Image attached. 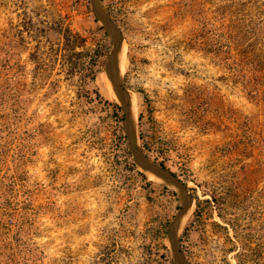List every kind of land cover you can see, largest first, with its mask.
<instances>
[{"label": "rangeland", "instance_id": "rangeland-1", "mask_svg": "<svg viewBox=\"0 0 264 264\" xmlns=\"http://www.w3.org/2000/svg\"><path fill=\"white\" fill-rule=\"evenodd\" d=\"M101 6L134 141L192 200L184 264H264V0ZM240 24L245 53L221 55L222 26ZM112 46L90 0H0V264H183L179 197L125 155L104 103ZM234 60L261 71L255 94Z\"/></svg>", "mask_w": 264, "mask_h": 264}, {"label": "water", "instance_id": "water-1", "mask_svg": "<svg viewBox=\"0 0 264 264\" xmlns=\"http://www.w3.org/2000/svg\"><path fill=\"white\" fill-rule=\"evenodd\" d=\"M91 8L95 16L99 19L102 24L108 25L114 30L115 35L112 37V49L108 55L107 62L105 67L108 69V73L110 75V80L113 89L116 92L118 104L121 108V111L124 115V119L122 122L123 131L127 139V146L132 155V158L135 164L140 167L143 166L145 169L151 171L156 174L162 181V183L166 186L172 188L179 197L181 210L176 215L175 221L171 223L170 227L183 215L186 208H188L191 198L188 195V191L186 189V184L182 183L175 175L167 170L166 168H162L157 163L150 160L146 157L143 152L139 149L138 145L134 143L133 140V130H132V120L129 113V106L126 99V91L121 86L120 77L118 76V72L115 66V55L120 44V38L118 29L115 27L113 22L111 21L108 13L101 6L100 0H90ZM170 236V244L172 247L173 255L175 257H179L183 262V256L179 251V247L176 241L171 240Z\"/></svg>", "mask_w": 264, "mask_h": 264}, {"label": "trees", "instance_id": "trees-1", "mask_svg": "<svg viewBox=\"0 0 264 264\" xmlns=\"http://www.w3.org/2000/svg\"><path fill=\"white\" fill-rule=\"evenodd\" d=\"M100 1L103 2L104 0H100ZM99 28L101 31H103V28L101 26H99ZM228 28H230V26H225V27L222 26V29H224L222 33V41L217 46L218 47L217 50L223 56L227 55L230 57L234 53L235 55H240L241 57L245 53L247 46H249V44H246L244 42V39H246L245 36L248 34L249 31H247L248 30L247 28L245 30V27L242 26L241 24L238 25L236 28L232 27L230 30ZM103 33L105 37H107L104 31ZM224 59H227V58H224ZM245 60L247 59L245 58ZM243 61L234 60V63H235L234 65L236 66L234 67V70H237V74H238L236 78H238L241 81L243 88L247 92V94L253 95L256 93L257 84L261 81L263 76L261 77L260 75L261 71L256 70L254 68L251 69L254 73L250 74L249 76L246 74V70L241 71L242 66H239V65ZM104 103L110 106L112 114H113L112 117L114 118V121L117 123L119 131H121L120 123L123 121L124 116L122 115L120 106L114 102L111 103L107 100H105ZM124 138H125L124 135H122L121 139H124ZM124 152L128 158L131 157V153L126 147H125ZM131 164H132V160H131ZM158 165H160L162 168H165V165L162 162L158 163ZM138 174L141 175L145 179V176L142 173L138 172ZM147 182L149 184V181ZM27 252L29 253V255H31L30 251L27 250ZM26 261L27 259H25V262Z\"/></svg>", "mask_w": 264, "mask_h": 264}, {"label": "bare ground", "instance_id": "bare-ground-1", "mask_svg": "<svg viewBox=\"0 0 264 264\" xmlns=\"http://www.w3.org/2000/svg\"><path fill=\"white\" fill-rule=\"evenodd\" d=\"M103 25H104V27H105L107 33H108L111 37H113V36L115 35L114 30H113L111 27H109L108 25H105V24H103ZM122 63H123V47H122V41H120V44H119V46H118V49H117V51H116V55H115V66H116V69H117V72H118V76H119V77L121 76ZM104 71H105V73H106V75H107V77H108V80H109V82H108V86H109V83H110V86H109V87H111V90H112L113 96H114L115 98H117L116 92H115V90L113 89L112 84H111V80H110V75H109V73H108V69L105 67ZM126 97H127V94H126ZM129 113H130V117H131V120H132V115H131L130 109H129ZM132 127H133V120H132ZM133 136H134V135H133ZM133 140H134V137H133ZM134 143L136 144L135 141H134ZM136 145H137V144H136ZM139 168H140V170H141L142 172H144V173H145V171H146L147 174L145 173V175H146L149 179L151 178V179L156 180V182H162L161 179H160L156 174H154V173H152L151 171L145 169L143 166H140ZM191 203H192V200L190 201L189 206H188V208H186V210L184 211L183 215H182V216H181V217H180V218H179V219L173 224V226H171V228H170V233H171V240H172V241H176V240H177V238H178V236H179V230H180V227L182 226L184 220L187 218L188 213H189V211H190ZM174 260H175V264H179V262L177 261V259H174Z\"/></svg>", "mask_w": 264, "mask_h": 264}]
</instances>
